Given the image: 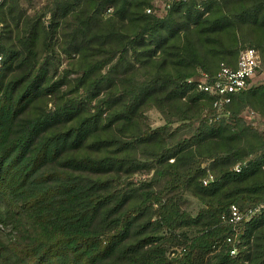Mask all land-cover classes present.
I'll return each mask as SVG.
<instances>
[{"label": "trees", "instance_id": "16d2710c", "mask_svg": "<svg viewBox=\"0 0 264 264\" xmlns=\"http://www.w3.org/2000/svg\"><path fill=\"white\" fill-rule=\"evenodd\" d=\"M153 2L3 0L0 264H264V81H189L264 66V0Z\"/></svg>", "mask_w": 264, "mask_h": 264}, {"label": "built area", "instance_id": "2783aa9c", "mask_svg": "<svg viewBox=\"0 0 264 264\" xmlns=\"http://www.w3.org/2000/svg\"><path fill=\"white\" fill-rule=\"evenodd\" d=\"M157 0H154L153 7L147 9L148 12L152 10L162 14L167 10L172 4L178 1H188V0H161L162 9H157ZM3 0H0V10ZM3 26V21L0 14V29ZM2 60V55L0 54V62ZM264 81V66L262 63V56L260 52L254 47H245L240 51L237 63L235 66H230L226 63H221L220 68L215 74H210L208 72H201L199 75L194 76L189 79V81H195L197 84V89L208 92L213 96V105L215 107L223 108L224 105L231 101L232 94L247 89L254 82ZM260 80V81H259ZM251 114L257 116L258 111H251ZM239 170V165L236 166ZM231 214L234 219H239L241 216L239 210L235 205H232ZM233 252V251H232Z\"/></svg>", "mask_w": 264, "mask_h": 264}, {"label": "rangeland", "instance_id": "374dc122", "mask_svg": "<svg viewBox=\"0 0 264 264\" xmlns=\"http://www.w3.org/2000/svg\"><path fill=\"white\" fill-rule=\"evenodd\" d=\"M35 1H36V2L40 1V2H41V1H44V0H35ZM156 3H157V6H158L157 9L161 10V9H162V1H161V0H157ZM257 80H258V79H256V82H254V83H257ZM259 81H260V80H259ZM250 116H251V115H250ZM250 116L247 115V119H250ZM148 117H149L151 123H152L154 126H158V125H161V124H164V123H165V120H164V118L162 117L161 113H160L157 109H155V108H152V109H150V110L148 111ZM256 120H257L258 122H256L255 124H256L257 126H259L260 128H264V122H259V121H260V116H257V117H256ZM142 176H143V175H142ZM143 177H144V176H143Z\"/></svg>", "mask_w": 264, "mask_h": 264}]
</instances>
